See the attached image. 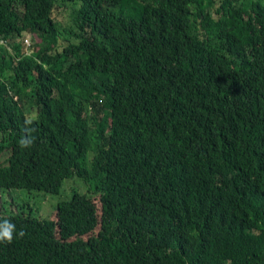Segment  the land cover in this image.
Segmentation results:
<instances>
[{
	"label": "trees",
	"instance_id": "1",
	"mask_svg": "<svg viewBox=\"0 0 264 264\" xmlns=\"http://www.w3.org/2000/svg\"><path fill=\"white\" fill-rule=\"evenodd\" d=\"M1 150L0 193L84 184L0 264H264V0H0Z\"/></svg>",
	"mask_w": 264,
	"mask_h": 264
},
{
	"label": "rangeland",
	"instance_id": "2",
	"mask_svg": "<svg viewBox=\"0 0 264 264\" xmlns=\"http://www.w3.org/2000/svg\"><path fill=\"white\" fill-rule=\"evenodd\" d=\"M61 3L64 4L63 2ZM64 18L65 16L59 17L60 23H62L61 21ZM28 37L29 44L26 42V38ZM37 41H40V39L36 38V36L32 34H28L24 39V49L27 52H30L32 46L34 45V42ZM4 156L5 154L3 150H1L0 162H2ZM82 184L84 183H80L77 177L66 178L62 183L60 193L57 195H51L47 193L45 194L43 192L36 191H28L23 188H10L9 190L5 191L6 194L0 193V213L6 214L9 212H28L33 216L49 215L51 219L55 220V203L66 196L68 197L71 190H82ZM11 198H13L12 201ZM93 200L97 208V215H99V204L96 200V197H94ZM97 228L98 225H96L93 232H95ZM85 237V235L82 236V238Z\"/></svg>",
	"mask_w": 264,
	"mask_h": 264
},
{
	"label": "clouds",
	"instance_id": "3",
	"mask_svg": "<svg viewBox=\"0 0 264 264\" xmlns=\"http://www.w3.org/2000/svg\"><path fill=\"white\" fill-rule=\"evenodd\" d=\"M26 123L31 124V120H27ZM31 139L30 138H21L19 144L21 147H30L31 146ZM15 230V225L10 223L8 220H4L0 223V242H7L11 243L13 240V233ZM23 232H20V235L23 236Z\"/></svg>",
	"mask_w": 264,
	"mask_h": 264
},
{
	"label": "built area",
	"instance_id": "4",
	"mask_svg": "<svg viewBox=\"0 0 264 264\" xmlns=\"http://www.w3.org/2000/svg\"><path fill=\"white\" fill-rule=\"evenodd\" d=\"M26 42L29 44V37H28V38H26Z\"/></svg>",
	"mask_w": 264,
	"mask_h": 264
}]
</instances>
